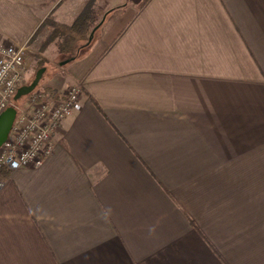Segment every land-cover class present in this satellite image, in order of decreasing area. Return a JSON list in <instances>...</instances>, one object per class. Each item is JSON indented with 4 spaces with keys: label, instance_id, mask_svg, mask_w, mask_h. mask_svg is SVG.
<instances>
[{
    "label": "crops",
    "instance_id": "0c3cea01",
    "mask_svg": "<svg viewBox=\"0 0 264 264\" xmlns=\"http://www.w3.org/2000/svg\"><path fill=\"white\" fill-rule=\"evenodd\" d=\"M145 1L0 0L18 45L103 8L52 65L82 86L53 154L0 191V264H264V0Z\"/></svg>",
    "mask_w": 264,
    "mask_h": 264
},
{
    "label": "built area",
    "instance_id": "2783aa9c",
    "mask_svg": "<svg viewBox=\"0 0 264 264\" xmlns=\"http://www.w3.org/2000/svg\"><path fill=\"white\" fill-rule=\"evenodd\" d=\"M32 50L29 44L18 45L0 41V117L10 107L16 118L9 136L0 148V173L37 169L53 154L54 133L60 124L73 116L81 97V84L57 91L32 92L20 106L15 96L28 71ZM5 182L0 181V191Z\"/></svg>",
    "mask_w": 264,
    "mask_h": 264
},
{
    "label": "trees",
    "instance_id": "16d2710c",
    "mask_svg": "<svg viewBox=\"0 0 264 264\" xmlns=\"http://www.w3.org/2000/svg\"><path fill=\"white\" fill-rule=\"evenodd\" d=\"M102 13V7H96L93 2H90L70 23L47 19L29 44L32 46L40 37H43L39 47L41 53L51 49L50 54L58 60V64L66 60H70V62L78 60L86 54L92 45L94 40L89 43V38L92 31L101 22ZM48 64V59H40L37 63L39 70L46 68ZM44 91H50V89ZM10 174V171L6 169L1 170L0 181L5 182Z\"/></svg>",
    "mask_w": 264,
    "mask_h": 264
},
{
    "label": "rangeland",
    "instance_id": "374dc122",
    "mask_svg": "<svg viewBox=\"0 0 264 264\" xmlns=\"http://www.w3.org/2000/svg\"><path fill=\"white\" fill-rule=\"evenodd\" d=\"M78 4H79V2L75 6L76 8L78 7V9H79L81 7H84L83 6L84 3L82 5L81 4L78 5ZM68 18L66 17L65 19H62L61 21L64 22V23H70L73 20V19H71V20L68 21L67 20ZM42 40H43V37H40V39H38L36 41V43H34V45H32V46L30 45V48L32 50V54H31V57H30L31 61H30V65H29L28 71H26L25 74H24L25 81H24L23 85L31 84L33 82L38 70H39V67L37 65L39 60L40 59H48L49 60V64L46 67V72L44 73V75L42 77V80L40 81L38 87L34 90V92L47 90L49 87H51L50 84L51 85L55 84L56 81H58V78L61 75L59 72H57L56 68L52 66V65L58 66V60H56L53 57V55L50 54V50L51 49L49 51H47V52H44V53H41L39 51V47H40V44H41ZM28 96H24L21 99H19L17 101V104L20 105V106L24 105L27 102Z\"/></svg>",
    "mask_w": 264,
    "mask_h": 264
},
{
    "label": "water",
    "instance_id": "95a60500",
    "mask_svg": "<svg viewBox=\"0 0 264 264\" xmlns=\"http://www.w3.org/2000/svg\"><path fill=\"white\" fill-rule=\"evenodd\" d=\"M101 24V23H100ZM99 24V25H100ZM99 25L92 31L89 43L92 42L96 30L99 28ZM70 63V60H66L64 62L60 63V66H66ZM46 72V68H42L38 70L33 82L29 85L22 86L18 89L17 94L15 96V101H18L24 96L30 95L34 90L38 87L40 81L42 80V77L44 73ZM16 118V110L13 107L8 108L0 117V148L4 144V142L7 140L10 130L12 128V125Z\"/></svg>",
    "mask_w": 264,
    "mask_h": 264
}]
</instances>
